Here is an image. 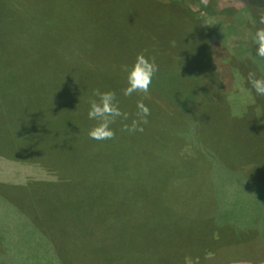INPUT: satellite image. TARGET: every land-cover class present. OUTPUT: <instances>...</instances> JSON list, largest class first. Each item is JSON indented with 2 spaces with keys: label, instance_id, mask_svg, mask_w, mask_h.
<instances>
[{
  "label": "rangeland",
  "instance_id": "374dc122",
  "mask_svg": "<svg viewBox=\"0 0 264 264\" xmlns=\"http://www.w3.org/2000/svg\"><path fill=\"white\" fill-rule=\"evenodd\" d=\"M9 3L31 23L0 36V67L19 51L4 75L24 88L0 86V264H264V96L247 80L264 76V0H0V21ZM141 52L166 93L155 159L118 140L143 99L122 92ZM197 65L208 88L177 74ZM99 81L129 113L112 140L88 135Z\"/></svg>",
  "mask_w": 264,
  "mask_h": 264
},
{
  "label": "trees",
  "instance_id": "16d2710c",
  "mask_svg": "<svg viewBox=\"0 0 264 264\" xmlns=\"http://www.w3.org/2000/svg\"><path fill=\"white\" fill-rule=\"evenodd\" d=\"M12 1L13 0H10V2H12ZM258 5H260V4L258 3ZM262 6L263 5L259 6L260 10H264V7H262ZM10 7H11L10 3L7 6H5L4 12L7 14L8 20L6 17H4V15L2 16L3 19L4 18L6 19V21H5V19H4V21L3 20L0 21V30H2V31H0V36L3 37L5 34L13 31V32L19 33L18 35L15 34V36L17 38H19V35L21 37H23L24 35L21 34L19 32V30H21V29L23 30L24 28L29 27V25L31 23V19H30L31 10L27 9V10L22 11L21 9H19L17 7H14V8H10ZM10 15L13 18V23L10 22ZM17 29H18V31H17ZM194 29L189 30V29L185 28L183 30L184 34L182 37L187 36L190 33H194ZM171 39H173V37H171ZM2 52L4 54H6V57L8 58L9 61H8V64L4 63L0 67V86L11 88V90L13 89V90H16L18 92H20V89L24 90L22 84L19 83L20 76L18 74H13V73L7 74L6 73V75H4V69L6 68V66H8V65L17 66L18 65L17 63H20L19 51H4L3 50ZM192 67H193V72L197 71L198 70L197 68H201L200 70L197 71L200 73L190 72L189 70ZM195 69H197V70H195ZM201 72H202V74H201ZM206 72H208L207 75L211 77V69L209 67L208 68L206 67ZM173 73H175V72H172L171 75ZM55 74H57V73H55ZM157 74H160V73H157ZM177 74H178V76H180V78H184L187 76L189 78V82H191V83H196V84L200 85V83L203 82L204 83L203 87L208 88V80H206V78H205V67H204V65H197L196 67L187 66L185 68H182L181 72H179ZM182 74H184V76ZM193 75H195V76H193ZM6 76H10V77H6ZM5 77L7 79H5ZM65 78H67V77H65ZM163 81H164L163 77L158 78L157 82L152 81V84L150 86V90L153 91V93H151V96H150L151 99L149 98V95L146 98L141 95L142 98L144 99L145 105L147 107H149L150 112H151V115L147 117L148 123L141 125L142 127L145 128L144 130H146L148 134L145 135V131H143V132L137 131L135 133V135H131V136H129L128 132H124V131H121L118 133V136H119L118 140L124 141V140L128 139L129 137H131L132 139L126 141L125 143H135L136 144L134 146V147H136V149H134L135 151H139L141 154L147 156L148 158L152 157V159L157 158V156L159 154L163 153V144L168 142L166 134H162L161 133L162 131L158 130L159 125H160L159 123L165 114L163 113V110L154 111L155 109H153V108L161 109L162 108V107H160L161 104L162 103L165 104L164 102H161V98L165 97L164 95L166 94V93H164L165 87H163L161 85L162 84L161 82H163ZM68 84H69V87L67 89H68L69 93L74 94V95H82V96L88 94L87 91H89V90H86L81 86H78L74 81H71L68 79ZM123 84H125L124 85L125 87L128 86L127 82H124ZM38 88H39L38 90L40 92L45 91L43 86H39ZM95 89H100L101 91H106V88L103 89V83L101 81H99L98 83H96L94 85V87L92 88V92ZM199 89H200L199 86H195L193 88L192 93H191L192 98H194L193 96H194L195 91L199 90ZM26 91H28L34 95H37L38 97H42V95L40 93H38V92L36 93V91L34 89H31L30 87H27ZM171 99H172V102L170 101L171 103L177 105L178 107H180V109H184V111H185V109L187 110L188 108H190V110H191L192 107L195 104H197L194 102L192 103L191 102L192 100L190 98V99L186 100L185 106L186 105H191V106L186 108V107H181L180 105H182V104H180V105L176 104L177 100L174 97H171ZM199 100H201V99H199ZM206 100L208 101L209 104L210 103L212 104L210 98L206 99ZM206 100H203V102H205ZM52 104H54V101L52 102ZM201 109H200V112H202L204 110V107H202ZM150 132H151V134H150ZM146 146H147V148H146ZM119 175L120 176L124 175L123 169H121ZM134 235L136 236V234H134Z\"/></svg>",
  "mask_w": 264,
  "mask_h": 264
},
{
  "label": "clouds",
  "instance_id": "9594fccd",
  "mask_svg": "<svg viewBox=\"0 0 264 264\" xmlns=\"http://www.w3.org/2000/svg\"><path fill=\"white\" fill-rule=\"evenodd\" d=\"M258 23L264 25V10L259 13ZM252 43L256 47L257 57L264 59V27L256 29L252 38ZM123 71L127 73L128 86L122 90L123 95L131 97L133 94H139L148 97L153 77L158 73L159 66L155 57H147L144 52L137 55L136 60L131 67L125 65ZM247 80L251 88L255 90L258 96H264V76L257 78L255 72H249ZM88 119L96 123L89 130V138L96 141L112 140L115 138V131L111 125L115 124L118 118L123 121L129 119V113L121 110L117 95L114 91H101L95 89L92 97L89 99ZM136 119H132L131 124L124 123L121 131L135 133L143 132L141 125L147 124V117L151 115L149 107L143 99L136 102Z\"/></svg>",
  "mask_w": 264,
  "mask_h": 264
}]
</instances>
